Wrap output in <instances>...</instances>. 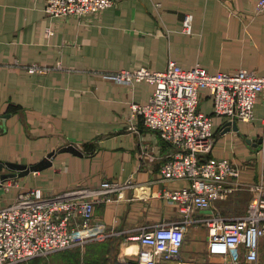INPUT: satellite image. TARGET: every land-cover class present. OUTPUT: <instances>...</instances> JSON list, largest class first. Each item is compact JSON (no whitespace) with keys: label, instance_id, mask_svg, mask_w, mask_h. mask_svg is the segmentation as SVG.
<instances>
[{"label":"crops","instance_id":"obj_1","mask_svg":"<svg viewBox=\"0 0 264 264\" xmlns=\"http://www.w3.org/2000/svg\"><path fill=\"white\" fill-rule=\"evenodd\" d=\"M256 2L115 0L97 14L54 17L45 12L44 0H0V159L33 164L55 150L49 167L14 177L18 186L0 187V205L21 187L59 192L103 180L131 181L117 199L95 205V218L111 232L109 238L53 253L37 264H135L139 245L128 237L137 227L181 218L178 204L164 191L187 181L160 175L174 148L140 118L134 122L137 131L128 128L129 103L146 102L152 85L121 84L101 73L141 66L163 70L174 60L183 67L198 63L209 72L248 68L264 74V10L257 12ZM185 16L191 33L182 31ZM32 62L60 67L28 72L25 65ZM201 108L212 112L208 97ZM254 113L252 122L236 121L237 129L225 132L227 119L214 120L210 155L238 166L243 185L201 214H244L253 194L245 184L264 182L260 100ZM70 142L80 146L81 155L58 150ZM186 228L178 258L159 264L222 259L209 255L204 226ZM258 264H264V236Z\"/></svg>","mask_w":264,"mask_h":264},{"label":"built area","instance_id":"obj_2","mask_svg":"<svg viewBox=\"0 0 264 264\" xmlns=\"http://www.w3.org/2000/svg\"><path fill=\"white\" fill-rule=\"evenodd\" d=\"M114 2L44 0V10L54 17L83 16L100 13ZM255 9L263 11L264 0H257ZM190 24V18L185 16L182 31L191 33ZM59 67V63L25 65L28 72L41 74ZM101 76L121 84L144 80L152 85L146 102L129 103L128 128L137 131L134 122L140 118L143 126L157 131L174 148L160 167L161 179L187 181L185 186L164 191L166 198L178 204L179 220L142 225L137 227L135 236L128 237L139 245L135 264H159L178 258L186 227L191 223L206 228L209 255L222 258L211 264H258L259 243L264 236L263 181L245 184L253 194L244 214L226 217L200 211L211 209L215 201L243 185L238 179V166L228 158L210 155L215 119L250 123L260 100L264 148V74L248 68L209 72L198 63L183 67L169 60L163 70L141 66L104 72ZM203 97L211 101L210 114L201 108ZM13 185L18 186L17 181L9 178L1 187L8 190ZM129 185L130 180H103L97 185L59 192H46L38 185L21 187L11 201L0 205V264H37L53 253L106 240L111 232L95 218V205L114 201L121 189ZM241 258L244 262L239 261Z\"/></svg>","mask_w":264,"mask_h":264},{"label":"water","instance_id":"obj_3","mask_svg":"<svg viewBox=\"0 0 264 264\" xmlns=\"http://www.w3.org/2000/svg\"><path fill=\"white\" fill-rule=\"evenodd\" d=\"M237 129V124L235 120H227L226 124L224 125L223 132L229 130L230 128ZM261 141V140H260ZM58 150L61 151H68L73 154L81 155L82 152L79 148H77L73 143H68ZM55 153V150L48 152L43 158L33 164H27L17 161L11 160H2L0 159V187L2 182L9 178L14 177H22L27 175L30 172H36L49 167L52 164V156ZM3 169H7V171H3Z\"/></svg>","mask_w":264,"mask_h":264}]
</instances>
